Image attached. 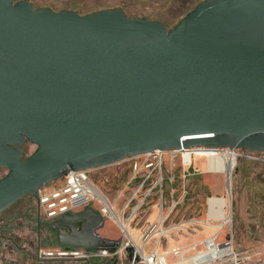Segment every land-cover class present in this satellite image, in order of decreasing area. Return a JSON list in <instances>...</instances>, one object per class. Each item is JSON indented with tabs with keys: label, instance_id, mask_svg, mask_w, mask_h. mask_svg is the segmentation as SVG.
<instances>
[{
	"label": "water",
	"instance_id": "obj_1",
	"mask_svg": "<svg viewBox=\"0 0 264 264\" xmlns=\"http://www.w3.org/2000/svg\"><path fill=\"white\" fill-rule=\"evenodd\" d=\"M190 148L264 153V0H202L172 28L0 0V213L68 172ZM103 222L84 207L51 227L114 253Z\"/></svg>",
	"mask_w": 264,
	"mask_h": 264
},
{
	"label": "rangeland",
	"instance_id": "obj_2",
	"mask_svg": "<svg viewBox=\"0 0 264 264\" xmlns=\"http://www.w3.org/2000/svg\"><path fill=\"white\" fill-rule=\"evenodd\" d=\"M28 1L36 8L47 7L54 11L66 9L77 11L79 14L120 7L130 17L159 21L167 28H172L202 0ZM33 149L31 145L24 147L26 154ZM233 152L238 157L235 158L229 179L224 171H220L223 185L219 198L226 203L225 219L209 218L204 205L178 213L173 209L164 221L163 227L167 233L163 236L158 253L163 254L172 248H179L180 255L167 256V264H191L188 258L204 251L203 243L208 238H212L220 247L229 246L235 256L200 264H264V153H255L254 156L260 157L256 160L246 157L252 155L248 151L236 149ZM173 163H181L180 156H176ZM166 165H171L169 160H166ZM4 173V170L0 169V177ZM108 199L115 204L114 212L125 223L126 230L133 234L132 240L142 244L141 253L146 255L147 249L152 248L156 242L151 241L145 246L140 234L133 233V226L128 217L129 209L121 216L124 199L118 198L114 202L111 198ZM94 206L98 208L97 205ZM103 217L104 222L98 228V233L112 237L119 247L128 244L134 248L112 218L108 214ZM45 239H49L50 243L44 244ZM38 244L42 247L56 246V236L54 232L49 231L48 222L39 216L35 200L31 196H24L0 213V264H140L130 260L125 250L116 257H96L85 261H39L35 254ZM138 253L136 251L137 255Z\"/></svg>",
	"mask_w": 264,
	"mask_h": 264
},
{
	"label": "built area",
	"instance_id": "obj_3",
	"mask_svg": "<svg viewBox=\"0 0 264 264\" xmlns=\"http://www.w3.org/2000/svg\"><path fill=\"white\" fill-rule=\"evenodd\" d=\"M196 149L198 148H190L187 150H154L140 156L132 157L135 161L132 164L133 174L131 180L137 178L139 181L134 185L129 195L123 202L121 206V216L124 215V211L126 209H129L128 217L131 221L139 212H141V207L146 202V199L150 194L155 191L161 193L162 182L164 180V170L166 169V160H169L171 165H173L176 156H180L182 166H187L190 164V160L193 155L204 156L207 158L206 154H199L196 152ZM213 150L217 151L216 154L219 156L221 155V151H234L229 149ZM248 152L252 155L246 156L247 158L256 160L260 159L259 156H254L255 153L258 152ZM186 153L189 158L188 163L184 162V156ZM236 157H238L237 154ZM90 172L91 170L71 171L59 180L51 182L50 184L40 188L38 191L37 209L41 219L49 223L56 220L66 212H76L84 207H93L103 216L108 214L110 218H112V214H115V204L111 203L108 197L91 182ZM112 202H114V200ZM94 205H97L98 208ZM157 206L158 214L155 221L145 223L141 228V240L145 243L155 235H157L161 240L167 233L163 224L172 212L173 207L164 210L161 202ZM207 208L208 205L206 204V211ZM113 222L115 221L113 220ZM158 244L160 245L161 243L158 242ZM123 251L124 247H118L114 253H111L106 249L88 251L82 247H72L67 245L61 246L57 244L56 246L50 247L39 246L36 249L35 254L39 261H85L96 257H116ZM138 254L139 255H136L139 256V260L136 261V263L167 264L165 258L170 255H180V249L172 248L163 254H159L157 248H155L146 255H143L141 252ZM145 257H148V263L143 262V258Z\"/></svg>",
	"mask_w": 264,
	"mask_h": 264
},
{
	"label": "crops",
	"instance_id": "obj_4",
	"mask_svg": "<svg viewBox=\"0 0 264 264\" xmlns=\"http://www.w3.org/2000/svg\"><path fill=\"white\" fill-rule=\"evenodd\" d=\"M134 161V158H127L109 166L91 169L90 180L112 201L118 198H122L125 201L131 189L139 181L137 178L131 180L133 174L132 164ZM222 185L223 177L221 172L211 170L208 159L204 156L193 155L190 164L187 166H182L181 163L166 165L161 193L155 191L147 197L146 202L141 207V212L130 222L133 226V233H139L141 239L142 226L145 223L155 221L158 214L157 205L160 202L163 209L167 210L173 207L177 213L184 209L206 206L207 201L212 198L221 199L219 196H221ZM90 208L95 210L93 207ZM130 234L133 235L131 232ZM99 235L113 240L112 237ZM173 237L175 238V236ZM162 239L160 240L155 235L147 241L144 244L145 246L151 241L156 242L152 248L147 249V253L155 248L159 251L161 244L159 245L158 242L161 243Z\"/></svg>",
	"mask_w": 264,
	"mask_h": 264
},
{
	"label": "bare ground",
	"instance_id": "obj_5",
	"mask_svg": "<svg viewBox=\"0 0 264 264\" xmlns=\"http://www.w3.org/2000/svg\"><path fill=\"white\" fill-rule=\"evenodd\" d=\"M196 152L199 154H206L208 159L209 168L213 171H224L226 175L229 177L230 171L234 166V161L236 154L234 152L224 150L221 151V155H217V151L213 149H204V148H198L196 149ZM210 161V163H209ZM184 162L188 163L189 158L187 156V153L184 156ZM207 215L209 218L214 219H225L224 217V207L226 203L217 198H212L207 201ZM112 219L115 221V223L122 229L124 234L128 238V242L132 244L137 252H141L142 245L137 242L135 243L132 235L130 232L126 230L125 223L120 220V218L116 214H112ZM132 239H131V238ZM204 247L205 250L197 253L196 255L188 258V261L191 262V264H200L205 263L211 260L219 259V258H226L231 257L234 254L231 252V249L229 246L220 247V245H216L214 240L212 238H208L204 241ZM235 256V255H234ZM193 260V261H192ZM143 262L148 263V257L143 258Z\"/></svg>",
	"mask_w": 264,
	"mask_h": 264
},
{
	"label": "flooded vegetation",
	"instance_id": "obj_6",
	"mask_svg": "<svg viewBox=\"0 0 264 264\" xmlns=\"http://www.w3.org/2000/svg\"><path fill=\"white\" fill-rule=\"evenodd\" d=\"M51 223H52V222H49V223H48V229H49L50 232H54V234H55V236H56V230H52ZM43 243H44V244H48V243H50V240H49V239H45V240H43ZM39 246H41V245L38 244L37 248H38ZM37 248H36V249H37ZM35 251H36V250H35Z\"/></svg>",
	"mask_w": 264,
	"mask_h": 264
}]
</instances>
